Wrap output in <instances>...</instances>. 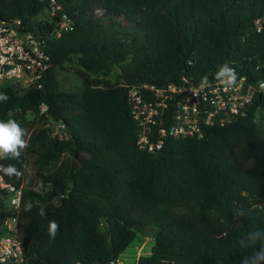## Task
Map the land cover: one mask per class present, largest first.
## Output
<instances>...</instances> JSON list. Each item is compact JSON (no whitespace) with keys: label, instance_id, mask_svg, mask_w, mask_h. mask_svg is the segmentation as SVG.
Returning a JSON list of instances; mask_svg holds the SVG:
<instances>
[{"label":"trees","instance_id":"trees-1","mask_svg":"<svg viewBox=\"0 0 264 264\" xmlns=\"http://www.w3.org/2000/svg\"><path fill=\"white\" fill-rule=\"evenodd\" d=\"M55 1L52 20L38 18L52 0H0V19L21 18L48 37L54 63L42 88L0 85L9 96L0 119L16 120L28 142L5 165L25 174L32 164L59 163L36 173L39 187L28 180L23 189L19 235L29 264H119L148 230L151 253L130 264H240L253 249L241 248L239 236L264 230V94L248 116L149 152L138 145L127 87L214 77L225 63L261 81L264 0ZM62 12L75 26L57 36ZM68 66L82 75L77 89L60 81ZM43 102L49 109L40 115ZM50 120L64 125L63 138ZM50 221L59 225L55 237Z\"/></svg>","mask_w":264,"mask_h":264},{"label":"built area","instance_id":"built-area-1","mask_svg":"<svg viewBox=\"0 0 264 264\" xmlns=\"http://www.w3.org/2000/svg\"><path fill=\"white\" fill-rule=\"evenodd\" d=\"M59 9L60 5L52 0L50 19L57 16ZM255 23L260 30V19ZM74 26L73 18L62 12L56 35ZM47 40L27 28L21 18L0 19V85L12 82L25 88H42L45 75L54 65ZM258 94H264V79L249 83L246 76H237L231 88L210 76H184L181 82L166 86L140 83L127 87L131 113L139 128L138 145L149 152L161 150L169 138H201L209 127L225 126L248 116ZM48 109L43 102L40 115L47 114ZM55 123L48 126H55L53 133L63 138L64 125ZM0 164L5 165V159ZM24 187L23 171L16 175V181L0 172V214L6 213L0 217V264H29L19 235Z\"/></svg>","mask_w":264,"mask_h":264},{"label":"clouds","instance_id":"clouds-1","mask_svg":"<svg viewBox=\"0 0 264 264\" xmlns=\"http://www.w3.org/2000/svg\"><path fill=\"white\" fill-rule=\"evenodd\" d=\"M214 78L220 85L227 88L233 87L237 82V73L233 67L227 63L218 68L214 74ZM9 96L6 93H0V102H6ZM26 132L24 128L14 119H0V160L15 159L20 160L22 152L28 147L26 140ZM0 172L6 175H19V170L15 165L0 164ZM32 205L26 207V211H30ZM43 215V209H41ZM238 215H245L238 213ZM59 225L55 221L49 222V235L55 237ZM260 243L259 250L255 249L256 243ZM237 244L243 249H253L251 255L242 257L240 264H264V230L259 228L248 231L239 236ZM215 264H224L223 260L217 259Z\"/></svg>","mask_w":264,"mask_h":264},{"label":"rangeland","instance_id":"rangeland-1","mask_svg":"<svg viewBox=\"0 0 264 264\" xmlns=\"http://www.w3.org/2000/svg\"><path fill=\"white\" fill-rule=\"evenodd\" d=\"M46 17H48V12L44 14H40L38 16L39 19L46 18ZM59 78H60V81L64 89H77L79 88V86H81L82 75L79 74L76 70H74L71 66H68V68L62 69L60 72ZM52 122L56 124L55 121H51V120L49 121V124ZM68 158H70L69 155L64 154L61 157V160H66ZM57 164L59 163H56L55 165L42 164V166L40 165L37 166V165L32 164L25 173V183L28 180H32V183H34L35 187H39L40 182H37L36 173L41 170L44 173H53L56 171L55 169L57 167ZM153 233H154L153 230H148L146 233L139 234L138 237L122 253L119 262L124 263V264H130L131 262L136 261L142 255L150 254L155 244V236Z\"/></svg>","mask_w":264,"mask_h":264}]
</instances>
